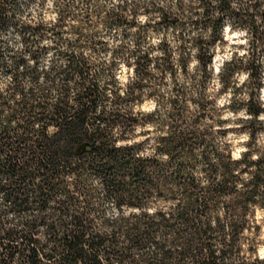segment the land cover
Here are the masks:
<instances>
[{
  "label": "trees",
  "instance_id": "1",
  "mask_svg": "<svg viewBox=\"0 0 264 264\" xmlns=\"http://www.w3.org/2000/svg\"><path fill=\"white\" fill-rule=\"evenodd\" d=\"M263 58L264 0H0V264H264Z\"/></svg>",
  "mask_w": 264,
  "mask_h": 264
},
{
  "label": "rangeland",
  "instance_id": "2",
  "mask_svg": "<svg viewBox=\"0 0 264 264\" xmlns=\"http://www.w3.org/2000/svg\"><path fill=\"white\" fill-rule=\"evenodd\" d=\"M111 1H116V0H111ZM158 1H165V2H170L171 0H158ZM32 2L29 3V7L32 6ZM33 8V7H31ZM11 35H13L12 32H10ZM223 33H224V38L225 41L222 45L221 49H216L215 52L212 55L211 58V69L213 74H216L218 67L221 65V62L223 60H227L228 57L230 56L231 53H236L237 55H241L242 53H245L246 50V36L243 32L235 30V31H228L227 27L224 26L223 28ZM51 55L50 53H46L43 57V62L46 63L50 60ZM263 64H264V58H263ZM264 66V65H263ZM118 79L120 82H124L125 80V69L122 65L119 66V71L117 73ZM178 80L179 82L183 83L184 85H188V78L186 75H178ZM235 81H236V85L240 86L241 90L238 89L236 91V93L233 96V91H227L224 94H216V100H217V104L219 106L224 104V107L222 108V112H221V116L222 118L224 117H229V119L233 120V121H228L227 123H225V126H233V127H237V129H240L237 133H235L234 131H229L228 133V137L230 139V141L232 142L233 146V156H237L238 151L241 150L243 148V141H245L246 139V132L243 129V122H235V119H244L247 117V114L245 113V108H243V105L240 104V102H235V104L239 103L240 105L237 106V112L231 116L230 114V110L229 108L226 107V104L228 102H230L231 99H235V101H237V99H240L241 97L245 96L246 92V86H247V76H246V72L245 71H239L236 75H235ZM262 82L263 84H261L260 88L258 89V99L262 102V107H263V111L258 115V119H260L261 124L257 125V138L259 142H263L264 141V69L262 72ZM217 80L215 75L213 76V80L212 83L209 84V88L210 91H212L213 93H216V88L218 87L217 84ZM212 89V90H211ZM138 108L140 110H144V111H148L150 109H152V102L145 100L144 102H142ZM107 209L109 211H113V204L111 201H107ZM260 218V212L257 211L256 212V219L259 220ZM258 247H257V254L259 256H262L264 254V223L260 224V229H259V233H258Z\"/></svg>",
  "mask_w": 264,
  "mask_h": 264
},
{
  "label": "clouds",
  "instance_id": "3",
  "mask_svg": "<svg viewBox=\"0 0 264 264\" xmlns=\"http://www.w3.org/2000/svg\"><path fill=\"white\" fill-rule=\"evenodd\" d=\"M154 211V210H153Z\"/></svg>",
  "mask_w": 264,
  "mask_h": 264
}]
</instances>
